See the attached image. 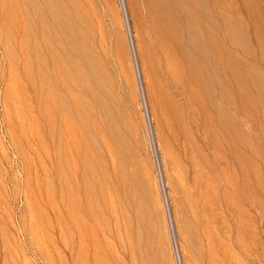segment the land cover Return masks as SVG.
<instances>
[{"label": "rangeland", "instance_id": "1", "mask_svg": "<svg viewBox=\"0 0 264 264\" xmlns=\"http://www.w3.org/2000/svg\"><path fill=\"white\" fill-rule=\"evenodd\" d=\"M62 1L0 0V264H264V0Z\"/></svg>", "mask_w": 264, "mask_h": 264}, {"label": "bare ground", "instance_id": "2", "mask_svg": "<svg viewBox=\"0 0 264 264\" xmlns=\"http://www.w3.org/2000/svg\"><path fill=\"white\" fill-rule=\"evenodd\" d=\"M61 2H64V1L61 0ZM67 3H68V2H67ZM68 6H69V5H68ZM68 8H70V6H69Z\"/></svg>", "mask_w": 264, "mask_h": 264}]
</instances>
